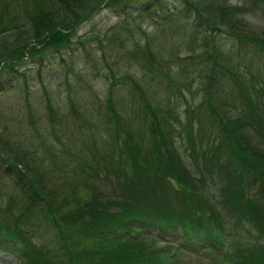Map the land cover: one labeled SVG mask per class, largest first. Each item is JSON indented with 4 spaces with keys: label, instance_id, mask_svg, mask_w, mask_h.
Segmentation results:
<instances>
[{
    "label": "trees",
    "instance_id": "trees-1",
    "mask_svg": "<svg viewBox=\"0 0 264 264\" xmlns=\"http://www.w3.org/2000/svg\"><path fill=\"white\" fill-rule=\"evenodd\" d=\"M239 5L0 0V248L15 264H264V104L219 43L249 37L248 62L264 57V33L232 31ZM104 10L114 27L76 36ZM78 52L50 89L47 56ZM71 118L102 135L67 134Z\"/></svg>",
    "mask_w": 264,
    "mask_h": 264
},
{
    "label": "rangeland",
    "instance_id": "rangeland-1",
    "mask_svg": "<svg viewBox=\"0 0 264 264\" xmlns=\"http://www.w3.org/2000/svg\"><path fill=\"white\" fill-rule=\"evenodd\" d=\"M229 1H231L234 4H238V3L240 4L239 7L244 12L243 17L247 20L246 23L240 26L235 25V26H239V28L238 27L232 28V31L241 32L242 30H244L249 35L251 34L260 35L261 33L262 34L264 33V0H229ZM175 3L176 1H174L172 5H174ZM118 20H120V18L115 16L113 12L104 10L102 13L98 12L94 14L93 17H90L89 19L82 21L77 26L75 34L76 36H80L88 32L90 35L102 34L108 29L114 27L116 23L118 22ZM135 22L143 24V26L146 27V29L148 30H151V29L153 30V26H149V27L146 26L148 25V23L152 22V19L147 16L137 18ZM226 26L231 28V25L229 23ZM232 35L222 33L221 35H219L220 36L219 43L221 47L225 50V53L227 54V56L232 57L231 60L233 64L237 65L234 67V71H238L241 73L244 71L243 66L248 67L247 72L245 73L246 75L245 84L255 85L257 88L261 90L260 95L262 96L261 99H262V103L264 104V57L262 59L261 58L254 59L252 60L251 63L248 62V59L251 58L252 44L249 43V42H252L251 39L249 37H245L241 39L242 44L238 46L239 43H241V41H239L237 37H234ZM233 38H236V39H233ZM218 39L219 38L216 37V40ZM246 49L248 50L246 51ZM61 57H63V59L67 61L65 63L62 62ZM47 59H51L54 62V64L51 67V71H53V76L50 79V81L48 79L45 80L46 82H50L48 87H50V89L54 88V90L55 89L58 90V88H61L64 90L65 83L63 82V77L67 76L70 79V81H72V75L67 71V68L69 66L70 67H74V65L77 66V64L81 62L79 52L73 55L64 54L63 56H60L58 54H53V55L49 54L47 56ZM83 61L81 62V65L84 66ZM28 72H29L28 77L30 81L29 83L30 85H32V87H34L36 85H34V80L32 79V75L34 76L33 78H38V76L35 70H30ZM93 83L97 85L96 86L97 89H95L96 91H103L104 87L101 81L96 79L94 80ZM24 105H25V102L17 103V101H15L14 99H10L9 102L5 106L20 107ZM25 117L26 118L23 119L22 123L29 122V118H27L28 116H25ZM73 120L74 119L71 118L65 121V125L63 126L67 134H69V132L71 131L70 132L71 136L77 133H80V134H77L78 137H81L83 134L85 137L86 134L88 133L92 138L99 139V137L103 133L102 130L104 127L93 128V130L86 132L88 131V129L82 126L79 132L72 131L73 129H76V123ZM65 134L58 132V135H60L61 137H65ZM67 134H66V137L69 136ZM73 142L76 143L77 140L76 138L71 137L70 144H72V147L74 148L75 144ZM69 176H70V173L65 174V176L64 174H61L60 177H55L54 179L57 185L58 184L61 185V184H64L65 181L69 180ZM253 186L254 187L252 188H255L256 190H258V185H253ZM262 239L263 237H261V240ZM190 257H191L190 259H192V261L194 262L197 261L199 257L202 260L209 261V259L207 258L208 255H203V257H201V255L198 256L196 254V255H191ZM18 260H19L18 255L15 252L4 251L3 249L0 248V264H15Z\"/></svg>",
    "mask_w": 264,
    "mask_h": 264
}]
</instances>
